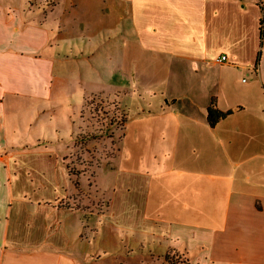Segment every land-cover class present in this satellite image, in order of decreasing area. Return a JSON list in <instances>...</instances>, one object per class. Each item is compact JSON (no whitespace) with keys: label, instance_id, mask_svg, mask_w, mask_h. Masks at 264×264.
Masks as SVG:
<instances>
[{"label":"crops","instance_id":"obj_1","mask_svg":"<svg viewBox=\"0 0 264 264\" xmlns=\"http://www.w3.org/2000/svg\"><path fill=\"white\" fill-rule=\"evenodd\" d=\"M134 94L133 114L113 99ZM90 96L125 122L99 128ZM211 104L227 114L212 127ZM22 108L42 129L62 111L58 129L9 141ZM83 163L86 194L67 170ZM169 251L264 264V0H0V264H167Z\"/></svg>","mask_w":264,"mask_h":264},{"label":"rangeland","instance_id":"obj_2","mask_svg":"<svg viewBox=\"0 0 264 264\" xmlns=\"http://www.w3.org/2000/svg\"><path fill=\"white\" fill-rule=\"evenodd\" d=\"M31 1L34 2L35 0H31ZM50 1H52V0H50ZM69 32L73 33L74 31L69 29L68 31H66L65 35H67ZM103 54H104V52H100V55L98 56V59L100 61H102V58H104ZM148 76H149L148 79L155 80L154 74L148 73ZM241 79H244L243 82L246 81V77H243ZM131 81H134V80H131ZM56 84H57V82L55 81L54 85L57 86ZM149 91L151 92V90H149ZM156 91H158V90H156ZM80 93H81V91L79 92V90H76V93L72 92L71 95H69V97H71L73 100L79 99ZM155 93H156V95L158 94V92H155ZM146 97H148V96H146ZM113 99L116 100L119 104L125 105L130 114H133L136 111L135 108H136V106L139 105V102H140V100L136 96V94L131 95L130 97L129 96L122 97L121 95H117ZM96 107H94V108H96ZM94 108L87 109L86 114L88 116H90V118L98 120L97 123L99 125V128L100 127L102 128L105 125L104 122L108 123L111 120L110 118L114 117L113 113L111 111V107L109 105H107L106 107H99V108H101V110H104V111H106L104 108H109L108 112H106L107 116H103L102 115L103 113L101 111H100V113H96L95 110H94L95 112H92L91 109H94ZM88 110H90V112ZM61 114H62V111H57V113L55 115H53V117H52L53 124L51 126L53 128H55L56 130L58 129V126H59L57 121L60 118ZM63 114H64V112H63ZM9 115H11V113ZM7 118H9V117L7 116ZM42 119H43V117L37 116V115L35 117H32L30 114V111H25L22 108L20 111H18L16 113L15 119H12V128L14 126H15V128H14V130H11V129L7 130V139L9 141H12V142L22 141L21 143L23 145L38 144V142H36L37 136L39 134H41L42 132L47 133L48 130L51 129V126L46 127V125L44 126V129H42V127H41ZM104 131H105L104 129H99L98 134L103 135ZM56 142H57V140H55V141H52V140L48 141L47 140V143H56ZM98 157H99L98 158L99 164L102 160H103L102 162L105 161V153H102V151L98 153ZM88 165H89V163H87V164L83 163L81 166L82 168L79 172H82L83 174L80 175V178L84 179L86 176H88V178L86 180L87 181L86 183H83V181H82V183H80L79 186L80 185L84 186V187L88 186L90 180L93 179L91 177L90 172H89V166ZM109 178H110V174H109L108 170H106V171L101 170L99 172L97 185L99 186L100 190H107L108 189L109 184H110ZM84 187L80 188L82 194H86L89 192V190L88 189L85 190Z\"/></svg>","mask_w":264,"mask_h":264},{"label":"trees","instance_id":"obj_3","mask_svg":"<svg viewBox=\"0 0 264 264\" xmlns=\"http://www.w3.org/2000/svg\"><path fill=\"white\" fill-rule=\"evenodd\" d=\"M262 26V21L261 24ZM260 37L261 39L263 38V34H262V28H260ZM259 62V54H258V58L256 61V65ZM98 96H90L89 98H86L84 101V105L90 109V108H94V107H98L97 109H91L92 112L96 113H100V111L103 113V116H107L106 111L101 110L100 105L95 104L94 99H98ZM109 106L111 107V111L113 113V116L116 118V120L118 121L119 124H123L127 118V114L126 112L123 110V108L117 104L116 102L113 103H109ZM102 107V106H101ZM95 110V111H94ZM90 112V110H89ZM227 114H223L218 112L214 105L211 104V106L209 107V109L207 110V121L209 123V125L212 127L217 121L221 120L222 118H224ZM68 173L71 174L74 178H76V182H75V187L81 191L80 188L84 187V186H79L80 183H77V181L79 180L78 177L83 174L82 172H79L77 170H75L74 168H70L69 166L67 167ZM93 172L91 174V177L93 178ZM86 187V188H85ZM84 189L85 190H90V184L88 186H85ZM163 260L165 263L167 264H189V259L187 257L186 254H177L174 251H169L166 255L163 256Z\"/></svg>","mask_w":264,"mask_h":264},{"label":"built area","instance_id":"obj_4","mask_svg":"<svg viewBox=\"0 0 264 264\" xmlns=\"http://www.w3.org/2000/svg\"><path fill=\"white\" fill-rule=\"evenodd\" d=\"M225 57L224 56H222L221 58H219L218 60H217V62H219V63H222V62H224L225 61Z\"/></svg>","mask_w":264,"mask_h":264}]
</instances>
